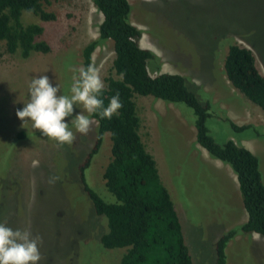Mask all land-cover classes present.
Here are the masks:
<instances>
[{
  "label": "rangeland",
  "instance_id": "rangeland-1",
  "mask_svg": "<svg viewBox=\"0 0 264 264\" xmlns=\"http://www.w3.org/2000/svg\"><path fill=\"white\" fill-rule=\"evenodd\" d=\"M45 11L55 19L40 22L22 13L23 25L39 23L41 39L50 52L22 59L8 54L0 43V223L13 230H29L43 239L39 264H119L123 249L105 250L99 243L106 220L94 214L78 180V166L96 134L76 132L71 120L83 109L74 105L65 118L76 136L71 146L57 143L16 116L29 101L34 77L48 76L61 93L70 94L73 75L81 68V52L97 39L101 15L91 0H48ZM130 23L140 32L137 44L154 59L147 62L151 76L178 74L202 105H208L209 135L218 144L232 141L258 160L264 183V112L227 82L223 58L231 44L251 51L264 76V0H128ZM110 42L91 55L104 79L113 75ZM140 120L139 135L153 157L161 184L168 191L192 264H215L214 243L237 228L243 210L237 188L211 170L195 143L192 111L151 97L134 96ZM87 115V113H85ZM237 127H253L235 132ZM23 125V126H22ZM23 135L16 138V135ZM110 141L101 146L85 172L87 185L106 201L101 174L109 161ZM215 162V161H214ZM51 177H58L49 183ZM236 190V192H235ZM244 211V210H243ZM257 239H256V237ZM255 237V239H252ZM264 237L237 233L225 248L226 264H264Z\"/></svg>",
  "mask_w": 264,
  "mask_h": 264
},
{
  "label": "trees",
  "instance_id": "trees-1",
  "mask_svg": "<svg viewBox=\"0 0 264 264\" xmlns=\"http://www.w3.org/2000/svg\"><path fill=\"white\" fill-rule=\"evenodd\" d=\"M101 15L97 39L81 52V67L91 64L98 45L110 42L114 57L110 75L104 79L101 98L105 107L119 93L122 108L111 120L99 115L93 144L78 166V180L91 202L94 214L106 220V231L99 238L105 250L123 249L119 264H192L184 244L181 226L166 188L161 184L153 157L146 151L139 135L140 120L133 97H151L166 104L184 105L192 111L195 143L206 154L228 166L235 175L246 221L218 237L214 243L215 264H226L225 248L237 233L264 237V183L257 158L232 141L218 144L209 135L206 120L208 105H202L178 74L151 76L147 62L154 55L137 44L141 32L130 23L128 0H91ZM48 0H0V43L8 54L22 59L32 53L47 54L49 45L41 39L39 23L21 22L22 13L40 22L55 19L45 11ZM223 72L230 86L264 112V76L256 68L250 50L231 44L223 58ZM235 132L253 126L237 127L225 120ZM110 141L109 161L101 179L112 201H106L86 183L85 172L97 154L104 135ZM16 135V138L22 136ZM20 140V139H18Z\"/></svg>",
  "mask_w": 264,
  "mask_h": 264
},
{
  "label": "clouds",
  "instance_id": "clouds-1",
  "mask_svg": "<svg viewBox=\"0 0 264 264\" xmlns=\"http://www.w3.org/2000/svg\"><path fill=\"white\" fill-rule=\"evenodd\" d=\"M69 67L78 73L72 77L70 94L58 95L61 93L59 85L54 87L46 75L34 77L29 84L28 103L22 110L16 111L23 125L31 122L33 129L55 141L59 147L71 146L76 139L69 123L65 122V118L73 115L74 105L83 109L71 120L76 132L81 135H87L92 130L91 116L99 115L101 119L111 120L123 106L117 93L105 107L101 98L104 82L94 65L79 69ZM58 179L51 177L49 183ZM42 243V237L33 236L29 230H13L6 223H0V264H39L43 259L40 253Z\"/></svg>",
  "mask_w": 264,
  "mask_h": 264
},
{
  "label": "crops",
  "instance_id": "crops-1",
  "mask_svg": "<svg viewBox=\"0 0 264 264\" xmlns=\"http://www.w3.org/2000/svg\"><path fill=\"white\" fill-rule=\"evenodd\" d=\"M197 147H199V146L197 145ZM201 157L204 160V163L208 164V166L211 168V170L218 172L223 179L225 178L226 183H228L230 185V187L235 188V189L237 188V190H238L235 175L232 173L231 169L228 166H226V165H224V164L220 163L219 161L214 160L212 158L211 159L214 160L215 162L210 161L208 158H206V156L203 152H201ZM235 192H236V190H235ZM241 211H242V214L240 215L241 216L240 221H239L240 224H242L246 221V213L242 209H241ZM255 237H253L252 239H255ZM256 239H257V237H256Z\"/></svg>",
  "mask_w": 264,
  "mask_h": 264
}]
</instances>
